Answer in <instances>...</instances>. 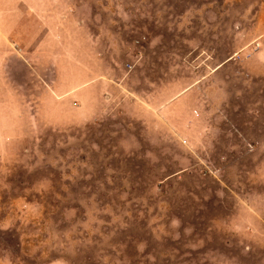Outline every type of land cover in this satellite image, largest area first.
Segmentation results:
<instances>
[{"label":"rangeland","instance_id":"374dc122","mask_svg":"<svg viewBox=\"0 0 264 264\" xmlns=\"http://www.w3.org/2000/svg\"><path fill=\"white\" fill-rule=\"evenodd\" d=\"M0 264H264V0H0Z\"/></svg>","mask_w":264,"mask_h":264},{"label":"crops","instance_id":"0c3cea01","mask_svg":"<svg viewBox=\"0 0 264 264\" xmlns=\"http://www.w3.org/2000/svg\"><path fill=\"white\" fill-rule=\"evenodd\" d=\"M53 51H55V50H53Z\"/></svg>","mask_w":264,"mask_h":264}]
</instances>
